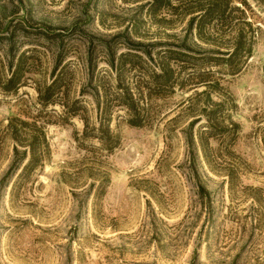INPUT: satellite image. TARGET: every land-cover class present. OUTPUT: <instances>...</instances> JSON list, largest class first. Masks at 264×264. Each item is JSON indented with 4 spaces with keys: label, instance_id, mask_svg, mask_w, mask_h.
Masks as SVG:
<instances>
[{
    "label": "rangeland",
    "instance_id": "1",
    "mask_svg": "<svg viewBox=\"0 0 264 264\" xmlns=\"http://www.w3.org/2000/svg\"><path fill=\"white\" fill-rule=\"evenodd\" d=\"M145 1L0 0V264H264V0H244L259 30L238 71ZM13 116L47 121V149L6 175Z\"/></svg>",
    "mask_w": 264,
    "mask_h": 264
},
{
    "label": "trees",
    "instance_id": "2",
    "mask_svg": "<svg viewBox=\"0 0 264 264\" xmlns=\"http://www.w3.org/2000/svg\"><path fill=\"white\" fill-rule=\"evenodd\" d=\"M142 6H146L150 14L158 9H170L171 13H175L178 10L179 12L176 13L181 14V16H187L185 36H193L202 43L211 45L214 48L202 52L201 56H206L210 53H214L216 56H210L213 58L203 57L202 59L206 62L214 60L213 62L216 61L222 66L233 67L234 71H238L242 67L246 58L250 55L252 45L258 35V25L252 22L249 16L252 13L250 9L246 8L244 0H146ZM114 59L113 56H110L106 63L110 69L114 70L116 76H119V71H117L119 59L117 58L118 64L116 65ZM169 59L172 60V64H168V62L165 64L161 62L155 63L158 70L153 71V79H164L163 81L166 82L169 77H172L176 69L175 66H177L175 63H178L179 58L169 57ZM14 70L8 77L4 78L3 90L8 91L20 86L19 77L16 74V70ZM185 81L187 85L193 83H198V85L210 84L209 81L205 80L192 83L190 78ZM169 84L173 86L172 83ZM178 87H181V84ZM54 89L55 79H52L45 87L44 96L38 93V97L41 98L42 96L44 101H48ZM134 89L133 87H125L117 94L116 103L123 106L126 110L128 114L126 122L131 126H139L141 122L138 117L140 112L143 111L140 100L144 97L141 92L135 93ZM95 92L97 91L95 90ZM46 124L47 121H38L33 118L27 120L19 116H13L8 119L6 129L14 143L12 147L14 160L6 175H9L11 170L17 168L19 162L22 163L24 160V166L28 168H34L42 164L47 149L44 132ZM99 126H103L102 136H99V139L102 143H105L108 139V126L100 122Z\"/></svg>",
    "mask_w": 264,
    "mask_h": 264
}]
</instances>
